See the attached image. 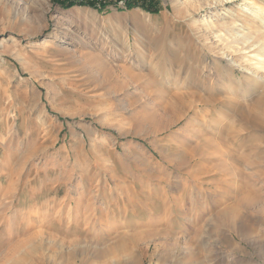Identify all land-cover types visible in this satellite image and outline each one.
<instances>
[{
  "label": "rangeland",
  "instance_id": "374dc122",
  "mask_svg": "<svg viewBox=\"0 0 264 264\" xmlns=\"http://www.w3.org/2000/svg\"><path fill=\"white\" fill-rule=\"evenodd\" d=\"M118 2L0 0V264H264V0Z\"/></svg>",
  "mask_w": 264,
  "mask_h": 264
},
{
  "label": "bare ground",
  "instance_id": "6f19581e",
  "mask_svg": "<svg viewBox=\"0 0 264 264\" xmlns=\"http://www.w3.org/2000/svg\"><path fill=\"white\" fill-rule=\"evenodd\" d=\"M209 1H210V0H209ZM231 1H235V0H212V4H211V5H212V8H217V9H221V8H222V9H224V6H225L228 2H231ZM228 11H229V10H228ZM226 12H227V11H226ZM186 71H187V70H186ZM189 71H190V70H189ZM197 82H198V80H197ZM201 82H202V81H201ZM203 83H204V82H203ZM189 84H192V83H189ZM263 99H264V98H263ZM201 100H202L203 102L206 103V101H205L204 99H201ZM255 106H257V107L259 106V107L262 109V107H261V106H262V103H261L260 101H259V102H256ZM257 107H256V108H257ZM258 112H260V111H258ZM258 114H259V113H258ZM165 126H166V127L171 126V122H166V123H165ZM216 134H217V133H216ZM194 155H195V154H194ZM205 155H206V154H205ZM208 156H209V155H208ZM203 157H204V156H203ZM209 157H210V156H209ZM208 159H209V158H208ZM206 160H207V159H206ZM206 160H205V161H206ZM240 180H241V179H240ZM156 191H157V190H156ZM181 191H182V190H181ZM157 194H158V193H157ZM175 199H176V198H175ZM176 201H177V200H176ZM139 202H140V201H139ZM173 202H175V201H173ZM165 204H166V202H165ZM174 205H175V206H174V210L176 211V210L178 209V207H179V206H178V203H175ZM180 205H181V204H180ZM144 206H145V205H144ZM166 206H167V205H166ZM147 207H148V206H147ZM172 207H173V206H172ZM162 208H163V207H162ZM165 208H167V207H165ZM156 210H158V209H156ZM153 211H154V210H153ZM169 211H170V210H169ZM171 213H172V212H171ZM234 217H235V216H230L229 219L227 220V222L225 221V223H227V224L230 225V226H232V225L234 226V225H235ZM239 225H242V227H240ZM239 225H238V228H237V229H234V230L236 231L237 235H239V237H241L243 240H247L248 235H250V234L253 232V230H252V229H249V227H247L245 224H244V225H243V224H239ZM129 227H130V226H129ZM156 227H158L157 229H160V228H159L160 226H156ZM162 227H163V226H162ZM162 227H161V228H162ZM164 229H165V228H164ZM251 230H252V231H251ZM147 231H148V230H147ZM154 231H155V230H150V231H148L147 233H148V234L156 233V232H154ZM165 231H166V230H165ZM165 231L163 230V232H165ZM38 232H39V231H38ZM41 232H42V231H41ZM143 232H144V231H143ZM151 232H152V233H151ZM158 232H159V230H158ZM160 232H161V231H160ZM168 232H169V231H168ZM168 232H166V234H167ZM37 234H39V233H37ZM138 234H139V233H138ZM145 234H146V232H145ZM158 234H160V233H158ZM158 234H156V235H158ZM166 234H165V235H166ZM170 234H171V233H170ZM167 235H169V234H167ZM38 236H39V235H38ZM122 236L124 237V235H122ZM130 236H132V235H130ZM162 236H163V233H162ZM37 238H38V237H37ZM105 238H106V237H105ZM142 238H143V237H142ZM249 238H250V237H249ZM103 239H104V238H103ZM103 239H102V240H103ZM125 239H126V235H125ZM129 239H132V238H129ZM129 239H128V240H129ZM143 239H144V238H143ZM102 240H101V243H102ZM104 240H106V239H104ZM139 240H140V239H139ZM26 241H27V240H26ZM29 241H30V240H29ZM35 241H36V240H35ZM130 241H131V240H130ZM130 241H129V242H130ZM139 242H140V241H139ZM42 243H43V242H42ZM136 243H137V242H136ZM136 243H135V244H136ZM22 244H23V243H22ZM36 244L39 245L40 242H39V244H38V243H36ZM36 244H35V245H36ZM103 244H104V243H103ZM105 244H106V243H105ZM35 245H34V246H35ZM40 245H41V244H40ZM40 245H39V246H40ZM27 246H28V245H27ZM39 246H38V247H39ZM41 246H42V245H41ZM43 246L45 247L44 244H43ZM116 246H117V245H116ZM16 247H17V245H16ZM18 247H19V246H18ZM18 247H17V248H18ZM38 247H36V248H38ZM117 247H118V246H117ZM36 248H35V250H36ZM44 249H45V248H44ZM99 249H100V248H99ZM263 249H264V248H263ZM32 250H33V249H32ZM111 250H112V249H111ZM125 250L127 251L128 249L126 248ZM71 251H72V250H71ZM25 252H26V254H28L27 251H25ZM32 252H35V251H32ZM37 252H38V251H37ZM53 252H54V251H53ZM56 252H57V251H56ZM56 252H55V253H56ZM75 252H76V251H73V252L69 253V255H71L70 258H72V257L75 255ZM87 252H88V250H87ZM87 252H86V253H87ZM98 252H99V251H97V254H98ZM133 252H134V251H133ZM23 253H24V252H23ZM57 253H58V252H57ZM134 253H135V252H134ZM220 253H221V252H220ZM21 254H22V253H21ZM26 254H25V255H26ZM30 254H31V253H30ZM37 254H38V253H37ZM46 254H47V253H46ZM87 254H88V253H87ZM100 254H102V255H101V258H102V259H105L104 261H106V260L108 259V258L105 257V255H106V256L108 255V252H107L106 250H105V251H100ZM103 254H105V255H103ZM121 254H122V253H121ZM129 254H130V252H129ZM132 254H133V253H132ZM261 254H262V253H261ZM22 255H23V254H22ZM25 255H24V257H25ZM38 255H39V254H38ZM41 255H42V254H41ZM44 255H45V254H44ZM47 255L49 256V254H47ZM69 255H68V256H69ZM80 255H81V254H80ZM117 255H118V254H117ZM217 255H218V254H217ZM20 256H21V255H20ZM27 256L30 257L29 255H27ZM35 256H36V255H35ZM52 256H54V255H52ZM59 256H60V255H59ZM61 256H62V255H61ZM61 256H60V257H61ZM68 256H66V257H68ZM85 256H87V255H85ZM114 256H115V255H114ZM114 256H113V257H114ZM118 256H119V255H118ZM262 256H263V255H262ZM28 257H26V258H28ZM37 257H38V256H37ZM116 257H117V256H116ZM123 257H125V256H123ZM133 257H134V256H133ZM20 258H21V257H19V259H20ZM22 258H23V257H22ZM26 258H25V259H26ZM39 258H40V257H39ZM41 258H43V256H41ZM63 258H64V256H62L61 261H60V259H59L60 262L57 261L58 263H56V264H66V263H68V262H67V261H69L68 258H67V260H66V259L63 260ZM73 258L76 259L75 257H73ZM73 258H72V259H73ZM87 258H88V257H87ZM89 258H90V257H89ZM125 259H128V257L125 258ZM40 260H41V259H40ZM49 260H50V258H49ZM86 260H87V259H86ZM214 260L216 261V264L221 262L220 260H218L217 256H216V258H214ZM19 261H20V260H19ZM23 261H24V260H23ZM26 261H27V260H26ZM26 261H25V262H26ZM30 261H31V260H30ZM51 261H52V260H51ZM84 261H85V260H84ZM88 261H89V260H88ZM222 261H223V258H222ZM27 262H28V261H27ZM27 262H26V264H27ZM44 262H45V261H44ZM47 262H48V261H47ZM70 262H71V261H70ZM75 262H76V261H75ZM85 262H87V261H85ZM106 262H107L106 264H110V262H109L108 260H107ZM134 262L137 263L136 261H134ZM134 262H133V264H135ZM21 263H23V262L21 261ZM31 263H32V262H31ZM34 263H35V262H34ZM45 263H46V262H45ZM48 263H49V262H48ZM54 263H55V262H54ZM101 263H103V261H102ZM19 264H20V263H19ZM68 264H69V263H68ZM83 264H84V262H83ZM86 264H87V263H86Z\"/></svg>",
  "mask_w": 264,
  "mask_h": 264
},
{
  "label": "trees",
  "instance_id": "16d2710c",
  "mask_svg": "<svg viewBox=\"0 0 264 264\" xmlns=\"http://www.w3.org/2000/svg\"><path fill=\"white\" fill-rule=\"evenodd\" d=\"M120 1V0H117ZM54 3L60 5L63 9L71 8L75 5L79 6H90L98 9H103L108 3H102L101 5H98L97 1L95 0H53ZM123 4L125 5V8L131 9L134 7H140L145 11H148L150 13H158L160 11L159 7V0H123ZM115 3V2H114ZM117 3V2H116Z\"/></svg>",
  "mask_w": 264,
  "mask_h": 264
},
{
  "label": "built area",
  "instance_id": "2783aa9c",
  "mask_svg": "<svg viewBox=\"0 0 264 264\" xmlns=\"http://www.w3.org/2000/svg\"><path fill=\"white\" fill-rule=\"evenodd\" d=\"M82 1H85V0H82ZM97 1L98 5H101L102 3H113V1H117V0H95ZM124 2L123 0H120L118 2L119 5H122Z\"/></svg>",
  "mask_w": 264,
  "mask_h": 264
},
{
  "label": "crops",
  "instance_id": "0c3cea01",
  "mask_svg": "<svg viewBox=\"0 0 264 264\" xmlns=\"http://www.w3.org/2000/svg\"><path fill=\"white\" fill-rule=\"evenodd\" d=\"M8 182H9V183H8V184H9L8 186H10L11 183H10V181H8ZM13 184H14V181H13ZM21 191H22V189H21Z\"/></svg>",
  "mask_w": 264,
  "mask_h": 264
}]
</instances>
